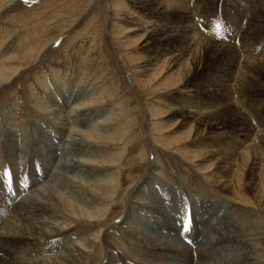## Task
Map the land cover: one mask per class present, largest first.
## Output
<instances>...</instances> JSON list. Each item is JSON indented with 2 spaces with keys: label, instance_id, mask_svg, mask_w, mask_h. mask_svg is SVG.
<instances>
[{
  "label": "rangeland",
  "instance_id": "obj_1",
  "mask_svg": "<svg viewBox=\"0 0 264 264\" xmlns=\"http://www.w3.org/2000/svg\"><path fill=\"white\" fill-rule=\"evenodd\" d=\"M157 30L169 31L164 40L154 36ZM2 68L0 146L38 153L31 161L42 159L46 174L57 170L54 152L63 139L82 137L83 151L94 153L86 158L95 172L83 182L98 217L73 226L100 236L97 264L124 248V218L141 234L170 233L187 243L192 230L202 241L222 223L216 209H201L202 198L223 203L221 212L234 221L247 218L243 239L264 252V208L237 203L214 186L228 166L227 153H239L234 178L242 169L254 183L264 172V0H0ZM71 87L86 102L79 119ZM229 105L246 117L250 136L246 128L216 130L191 117ZM179 108L194 111L181 115ZM70 121L84 134L74 135ZM9 127L17 140H9ZM44 131L45 145L36 140ZM250 147L255 156L245 165ZM257 191L245 195L255 199ZM146 203L177 217L174 229L163 228L167 222ZM134 207L141 227L127 217ZM122 256L111 260L128 264ZM253 258L264 264L258 249Z\"/></svg>",
  "mask_w": 264,
  "mask_h": 264
},
{
  "label": "bare ground",
  "instance_id": "obj_2",
  "mask_svg": "<svg viewBox=\"0 0 264 264\" xmlns=\"http://www.w3.org/2000/svg\"><path fill=\"white\" fill-rule=\"evenodd\" d=\"M9 3H6L5 7ZM255 16L257 15L255 14ZM255 20L259 22L261 17H256ZM166 31L169 32L168 30L161 32L157 30L154 36L159 40H164ZM5 69H0V77H2ZM76 93L75 87H71L68 95L70 97L75 95L74 101L77 102L73 111L76 118H78L80 114H84L85 110L83 109L86 107V102H78L81 94L79 95V91H76ZM188 110L185 111V109L179 108L178 112L185 115L194 111ZM236 111L233 106L229 105L223 110L216 109L213 113L201 111L196 113L197 117L196 114L195 116L191 115V117L200 126L216 130L232 125L238 129L246 128L244 131L247 132V136H250L252 127L246 122L243 113ZM71 123L72 130L76 131L74 135L84 134L83 130L77 129V124L74 121ZM10 127L8 128L9 140H17L19 135H15V132L18 131H13ZM89 136L92 137V135ZM69 138V140L66 139V142H63V139L56 145L54 160L57 164V170L53 173L49 170L47 174L42 169L44 161L41 158V161L38 162L31 161V159L36 158L38 153L33 151V153L27 154L26 148L12 152L13 144L11 146H0V176H2L4 182L0 181V264H97L95 258L97 260L98 257L103 256L102 251H96L97 249H95L96 242L101 240L96 231H75L78 226H73V224L80 222L82 218H87L90 222H93L91 219L98 217L95 216L96 213L93 211L97 202L94 199L92 200L91 196L86 195V193H89V189L85 188L87 182H83L87 178V174L95 172L96 167H94L95 164L92 160L86 158L93 156L94 153L89 150L83 151L82 137L70 136ZM36 140L39 143L44 142L45 145V142L50 141V138L47 137V132L44 131L43 136L36 138ZM20 142H22L20 145L24 147L28 141L23 140ZM0 144H5L3 138H0ZM70 145L72 147L77 146V148H68ZM236 153H227L228 157L225 158H227L228 166L225 167L224 174L215 179L214 186L229 194L231 199L237 203L241 204L243 202L242 205L245 204V206L264 208V172L263 174L259 173L260 178L258 177V181L254 183L253 181H245L246 172L245 170L241 171L242 169H238L237 178H234L230 170L234 167L232 163L237 161L238 156ZM197 154L199 153L196 152ZM243 155L245 156L242 160L247 165L250 158L255 156L253 148L250 147ZM63 157L64 159H62ZM262 158H264V155ZM35 163L36 165H34ZM9 175L10 179H8ZM230 176L232 178L229 179ZM16 184H20V187H15ZM114 188L117 191L120 190L118 185H115ZM253 189L258 192V195L254 193L255 199H250L245 195V192L250 193ZM169 202L171 203L170 208H173V202L171 200ZM200 202L203 210L216 209L214 213L218 214L220 216L219 220L222 221V223H216L202 241L199 240V235H193L192 230L188 231L185 236L188 237V244L183 241V238H180L182 239V242H180L170 233L169 235H163V232L151 235L141 234L138 233L139 230L135 227H127L129 221L124 218L120 222V228L125 233L124 248L119 251L111 250L106 255L107 259L104 264H115L111 258L118 259L121 255L129 258H125L128 264H256L253 252L257 249L261 254L264 252H260V249L255 248L254 244L252 246L247 245L243 239L245 233L249 234L250 231L249 223L244 220L245 217L234 221L230 214L226 212V217L221 212L220 209L223 207V203L217 207L218 202L216 204L215 201L210 199L202 198ZM150 204L146 203L143 206L151 208L152 205L149 207ZM152 208L154 212L158 213L157 217L167 222V226L163 227L161 225L163 228L171 230L170 225H176L174 220L178 219L170 211L162 210L156 206H152ZM134 209L135 207L127 217L141 227L140 225L143 223L135 219L133 213L136 211ZM141 216L143 217V215ZM150 216L152 217L149 213L148 219ZM221 218L224 219V222ZM211 220H213V217ZM238 222L239 224H237ZM173 225H171L172 229H174ZM174 241L176 242L174 243ZM167 258L169 260H165Z\"/></svg>",
  "mask_w": 264,
  "mask_h": 264
}]
</instances>
